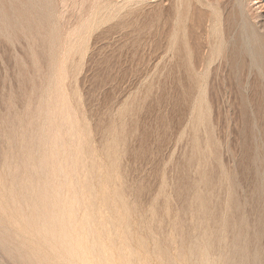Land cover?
Returning a JSON list of instances; mask_svg holds the SVG:
<instances>
[{"label":"rangeland","instance_id":"374dc122","mask_svg":"<svg viewBox=\"0 0 264 264\" xmlns=\"http://www.w3.org/2000/svg\"><path fill=\"white\" fill-rule=\"evenodd\" d=\"M125 1L126 0H0V175L4 182V185H2V181V183L0 182V193L3 192L6 187V191H4L6 195L1 193L4 198L0 194V202H2L0 210L3 211H0V224L3 225H0V231L2 233V230H4L3 233L6 234L0 233L2 236H0V238H2L1 241L5 239V242H0V247L5 249L6 246H12L11 248L8 247L9 251L0 249V264H29L28 262L30 259V264H33L32 260L34 264H37L36 261L38 260L34 259H39V257H37L36 254L44 248L46 250L47 247L45 246L55 240V237L52 239V234L47 228V231L44 230L47 226H43L42 224V215H45V210L47 211L50 207L49 210L51 211H48L53 212L52 209L55 207L57 208L60 204L61 207L59 208L62 210L65 204L64 201L67 202L65 207L70 203L72 200L73 186L72 188L69 187L71 186L70 184H72L71 181L73 182L76 179H79L80 182L86 179L84 184L79 183L81 186L79 187L77 196L78 198L85 196L84 198H80L81 200L83 198L82 201L84 202L79 199V201L82 202V204L79 202L80 207L83 203L86 204V202L91 200V203L89 202L90 204H86V206L93 208L97 206L98 202L100 203L103 199H107L108 203L103 201L107 205L103 202L100 203V205H102L105 210L109 206L112 207H109L107 210V212H112H108L111 216V220L113 216L116 215H118L116 216L118 219L122 220H119L122 223L118 222L117 219L112 220L114 223L115 221L118 223L113 224L108 215L109 219L103 220V222L102 218L104 214L105 216L103 219L108 218V216L106 217L107 212L105 213V210H103V213L101 210L102 206L100 207L99 205L101 211H99L97 206L95 208H97L98 211L95 209L94 214L92 213L94 208L93 210L90 208L92 211H89V208L85 207V204L83 208L81 207V210L78 209V211L80 210L79 212L76 211L80 219L82 218L81 215L83 216L82 212H84V216L92 215L94 216L93 218H95V215L96 217L101 216V219L95 218V222L98 224L96 230L98 231V228H100V233L104 231L102 235L100 234L99 238L101 239L100 243H104L102 246L110 244L107 247L106 245L103 246L105 249H110V246L113 244V249L111 248L110 250L111 264H117L120 258L123 259V263L121 264H128L129 262L127 261L129 258L134 260H132L134 262L133 264H141L142 262L143 264H149L150 262V264H177L178 262L179 264H196L197 262L198 264H207L205 262L207 257L211 259L209 264H264V30H259L260 33L258 31L261 37L259 35L257 36V43L259 46V42L262 40V44L260 43L261 46H259V48L256 47V49L254 48L252 51V53L254 52L255 54V59L252 58L253 54L249 52V47L242 46V44L245 43L244 39L243 42L240 40L242 39L240 36L244 38V34H240L245 30V21L243 19L248 21L249 18L252 17L249 21L256 23V19L260 17V15L262 18L264 15V0H134L133 3L123 6L121 2ZM118 3L122 7L119 6ZM104 5H106L108 7H106V9L109 10H106ZM110 5H112V7ZM103 7L110 15L103 10ZM112 8L116 9L113 10ZM97 9L100 14L103 11L104 13L106 12L105 14H108V16H105L104 13L101 14L103 16L100 14L97 15ZM94 10L97 13H93ZM90 13L92 17L88 16ZM111 13H113V16ZM97 16L102 18H99V20ZM103 17H107V19L105 18V20ZM108 17L110 18L108 19ZM241 17L243 18L242 20ZM85 18L89 20L88 23ZM96 19L98 20L96 21ZM101 19H103V21H101ZM90 20L94 21L91 22ZM215 20H218L216 23L220 21L221 23H218V25L214 23ZM258 20L259 18L257 21ZM95 21L99 25L94 24L93 22ZM91 23L94 24L93 27ZM241 23L244 28L241 26ZM81 24L83 25L81 26ZM216 26H218V29ZM85 27H87V29L92 27L90 29L91 32L88 30L90 33L86 32L88 35L84 33L87 31ZM213 27L216 29L215 32L212 30L214 29ZM70 30L73 32L70 40L73 38L74 40H78V43L72 40V44L71 41L67 40V37L70 36L68 35L71 32ZM81 30L83 32H81ZM75 32H78L77 35L79 37L74 35ZM216 32L220 34V36L217 35ZM83 35L86 41L82 40L84 39ZM74 36L78 39H75ZM79 42L83 44H81V46H84L85 51H83V47L79 45ZM85 42L88 49L86 48ZM221 42L223 46L220 44ZM225 42L226 44H224ZM69 43H71V45H68ZM78 45L84 54L78 50L74 51L75 49L73 46L76 47ZM219 46L221 49L223 48L222 51L219 50ZM70 47H72V49H70ZM69 49L71 52H67ZM219 51L222 53L220 54ZM64 52H67V54L65 55ZM259 52L260 54H258ZM55 53L58 55H55ZM68 53H71V55H68ZM218 53L220 56H218ZM250 54L252 55L250 56ZM261 54L262 56L260 57ZM64 55L71 56L72 58H65ZM67 59L69 62L66 61ZM253 61H255V65L257 66L252 63ZM256 62L258 64H256ZM63 63L65 67H63ZM67 63L69 64L67 65ZM64 68H66V70ZM51 72L52 76L50 75ZM66 72H68V74ZM66 74L67 77L66 79L64 78L65 82H63V77L59 76H65ZM57 81L59 83H57ZM50 83H52V85L48 86ZM55 83L58 85L63 83L65 85L61 84L59 87L55 88V86H58L55 85ZM202 83L203 86L204 83H206V87L204 86L206 90L203 89L204 87L202 88ZM200 86L203 89H201V92ZM47 87H49V89ZM54 88H63V91L62 89H58L60 92L62 91V95H59V98L57 96L58 90H56V92ZM47 91L48 98L46 94L44 96V93H47ZM64 91L65 94H68L66 97H68V100L72 104V108L74 107L73 111L71 107H69L70 111L68 110L70 103L66 102L68 100H66ZM54 92L56 93L55 95L53 94ZM42 95L44 98L46 97V99H44ZM49 96H52L51 100H48L50 98ZM60 97L62 100H60ZM62 97H65L64 100ZM41 99L45 100L42 101V106H44V108L49 106L47 104L51 102L50 106L53 109L51 110V107H47V110L44 109L40 104ZM47 100L49 103H47ZM59 100L61 101V105L66 102L65 104L67 105H64L67 107L69 113L75 111L74 117H76L77 120L75 119V121L77 123L74 121V125L72 124L73 122L70 123V121L69 123L72 128L68 127L67 118L71 117L73 114L71 112V115H66L68 113L66 112V107L63 108L64 105L61 106L57 104L60 102ZM43 102L46 104H43ZM38 104H40L41 107ZM54 107H56V109ZM39 108L41 112L43 111L44 113L42 112L41 114L40 112V114H37V110L40 111ZM59 110L60 112L61 110L64 111L65 116L61 115ZM45 112L47 114L49 113L48 116L52 119L50 117L48 118V116L46 118L45 116L47 114ZM50 113H52V115ZM53 114H55L56 121H58L60 117L63 118V116L67 119L66 122L65 119H63V124H61L62 121L58 122L60 126L62 125L63 127L56 126L57 122L53 123L55 121ZM59 115L61 116L59 117ZM40 116L45 120L43 121L39 118ZM72 118L73 116L69 118V120H72ZM47 119L49 122L45 123ZM35 121L37 122L35 123ZM51 122L54 125L50 124ZM30 123H32L33 126H31L32 124L30 125ZM42 123L43 125H38ZM46 124H50L48 125L49 127L47 126L45 128ZM76 124L78 125L76 126ZM29 126L34 130H29ZM40 126H44L42 127L43 129ZM73 126H75L77 130V134L74 136L73 132L76 131H72ZM27 127L28 129H26ZM55 127L56 131L53 130ZM48 128L50 132H52L51 135H48ZM39 129H45V132L42 134V130L40 131ZM70 129H72L71 134L73 136L71 138L68 137ZM61 130H64L62 131L63 133ZM31 131L34 132L28 134ZM65 131L68 136L65 135ZM58 132H60L59 135H61V137H64L63 143L65 144L63 146L66 147V151L72 147L71 145L74 143L76 144L73 145L74 149L77 144L81 143L82 145L80 144V146H82V150L84 151V155L81 154L83 151L80 149L82 152H79V148L81 147L78 145V149L76 148L77 151L74 150L75 152H72L69 149L66 152V154L68 153V155H71H67L68 157L65 158L64 164L67 163L71 166L70 164L73 163L74 166H72L71 169L69 168L70 171L67 168L70 174L68 175V181L70 183L67 181L68 187L65 189L66 193H70L72 189L70 193L71 200L67 199L69 198V193H67L68 195L66 194V197H63L65 194L62 195V198L59 196L61 199L57 197V194L54 195L55 190L52 189V185L49 182L51 178L56 180V182L51 180L54 185H56L57 182H61L58 177L57 180L54 178L55 175L52 176V173L55 172L53 169L57 165L56 162H53L55 156L53 155L54 159L51 157H49V159L45 158L48 161L43 159L45 154L46 156L44 157L52 155L50 149L47 148L52 144V140H47L45 136L47 137L48 135V138L52 139L55 135L59 136ZM27 134L30 136L32 135V137ZM41 134L45 138V141L47 140L46 142H50L48 146L45 145V141L43 143V141L41 142V140H39V138L44 140L43 137L41 138ZM76 135L77 139L75 140ZM80 137L83 138L81 139L82 142L80 141ZM32 138L34 142L31 140ZM66 138H69V140L67 141ZM24 140L26 145L23 142ZM29 140H31L30 143ZM37 140L40 145L35 143ZM83 140H86L85 143L89 144L85 146ZM72 141L73 143L70 145L69 143ZM22 144L25 145H23V148L26 150H22ZM30 145L31 147L33 145V150ZM43 145H45V147ZM34 148L37 149V152ZM43 148L47 149L44 150ZM21 150L22 153L24 150L25 152L28 151L26 152L28 156L24 153L23 157ZM29 150H32L30 151V155ZM45 151L49 152L44 153ZM87 151L88 153H86ZM42 152L44 155L41 158L40 155H42ZM49 153L51 155L47 156ZM74 153L75 155H73ZM35 154L36 156L40 154L37 160ZM79 154L83 157L85 156V158L89 160L90 163L86 160L87 166L85 161L83 162L85 158L83 159ZM94 154L95 156H93ZM5 156L11 160H8ZM11 156H13L14 159L13 157L11 158ZM21 156L24 159H22ZM74 156L76 157V162L80 160V158H82V162L78 161L79 163L74 164ZM77 156H80L79 159ZM96 156L102 165H99L100 163H98ZM27 157L32 158L30 159ZM41 159H43V161ZM18 161L19 163H17ZM26 161H30L31 163ZM41 161L44 164H42ZM7 162H11V164ZM20 162H22L23 165L22 163L20 164ZM25 163H28L29 167H32L30 166V164H32L33 169L38 167L36 165L40 163L41 165L39 164L40 166L38 167V171L40 172H36L37 170L35 169L37 168L31 170L32 168H29ZM14 164L15 166L18 165L16 169H14ZM81 164H85L86 167L85 170L83 166L84 170L82 169V172L77 169V167L79 169L82 168L79 166ZM9 166H11V168L13 167V170ZM42 166L46 170H44ZM52 166H54V168H52ZM100 166L101 168L103 166L101 170L102 174L96 172L100 171L98 170L101 169ZM4 167L7 168L5 169ZM20 167L23 170H21ZM73 168L76 169L75 174L77 171L81 173L84 171L83 175L78 176L81 174L78 173L76 176L79 178L70 179L71 174L74 175ZM94 169L96 170L94 171ZM47 170L48 172L51 170L54 172L51 171L50 173H46ZM87 170L90 171L91 174L90 172L88 173ZM9 171H12L11 174H9ZM24 172H27L26 174L28 175L31 172L33 173L28 177ZM95 172L99 175L97 176ZM34 173L36 176L33 175ZM86 173L91 176L87 174L85 175V179H80ZM94 173L98 180L95 179L96 176ZM22 174H25L26 177L24 178L25 175L23 176ZM39 174H42V178ZM100 174L103 181L101 179L99 180ZM21 176L24 179H22ZM43 176H46V178L49 176V180L47 179L48 181H45L46 183L41 180ZM88 176L91 178L93 177L95 181L91 178L87 181V179H89ZM30 177L31 179H29ZM105 177L108 179L107 181H105ZM10 178L16 181L14 182L12 179L10 180ZM34 178L36 179L34 180ZM17 179H19V182ZM4 180H6V182ZM23 180L27 182L24 181L23 184ZM33 180H37V183L43 182L46 184V187L48 186L51 188L42 187L40 185L45 186V184L41 183L36 186ZM104 181L106 183L109 181V186H107L108 183L104 184ZM11 182V185L13 187L15 186L17 189L15 187L13 189L11 188ZM7 183L9 184L8 186ZM15 183L16 185L19 184V188L14 185ZM48 183L51 186H49ZM100 184L103 185L100 186ZM20 185L23 186L21 190ZM24 185H26V187ZM29 185L31 187L33 185L35 186L31 188ZM104 185H106V187H104L105 189L111 187L109 188L111 192H109L110 190L108 191V189L104 192ZM3 186L4 188H2ZM86 186L89 187L85 188ZM27 187H29L28 191L26 190ZM36 187H38L37 190ZM40 187L43 189L45 188L44 191L40 192L42 189ZM90 187L97 189V191L93 190V192L95 191L93 193ZM99 187L101 191H98L100 190L98 189ZM10 188L15 196L16 193L17 195L19 194L16 198L20 199H15ZM30 188L33 191L31 193L32 196L39 190L36 194L38 198H36L34 194L35 199H39L40 197L42 200L45 194V196L47 195L48 197H45L44 200L46 198H48V200H38V202H35L37 200L33 197L30 196L29 198V191L31 192ZM7 189H10V191ZM14 189L19 190L17 192L15 190V193ZM85 189H89L91 192L88 190L87 193ZM22 190L26 191V193L23 192L26 194L25 196L21 194ZM48 190L53 191L51 192L55 196V199L58 200L59 198V204L57 202L54 203L56 200H53V196H51L52 199L49 197L50 192ZM80 190L83 192L85 191V194H83L82 191L80 192ZM10 192L12 194H10ZM89 192L91 193V197L94 196L95 199L90 198L89 200V197L86 198V196L90 194ZM96 192H98V194ZM103 192L106 194L110 193V197L114 193L118 198L116 202L119 204H116L114 201L116 197L113 195L111 198L109 194L108 196L105 195V198L104 196L99 198V196L103 195ZM52 193H50V195H52ZM79 194L82 195L80 196ZM10 195H12L16 201H20L21 199H25L26 201V198H29V200H35V203H32L33 200L31 202L29 200H27V202L22 200L25 204L21 201L19 205V203L15 201L14 203H17L15 206L12 202L14 199L12 200ZM107 197H109V199ZM2 198L4 200H1ZM49 198L53 201H51L53 205L58 204V206H51V204H49ZM96 198H98L97 201ZM9 199L12 201L9 202ZM86 199L88 201H86ZM111 199H113L112 202H110ZM93 200L97 202V204L94 205L95 202H93ZM41 202L44 203L42 205L46 204L48 208L45 206L43 207ZM4 203H6L5 206L2 205ZM8 203L9 205L12 203L13 207L12 205L8 206ZM26 203L29 208L30 205L33 204L36 206L37 203V208L42 207V210L39 209L42 214H40V212H38L39 214L37 213L38 209L34 211L36 209L34 206H31V208H35L32 209L34 213H30L31 210ZM39 203L41 206H39ZM22 204L24 206L26 205L27 209L24 206L23 208L21 206ZM17 205L18 207L21 206L19 210L22 211V209H24L28 215L33 214L34 216L37 213L34 219L33 216L31 219H28L30 216L27 215L28 218L25 220L27 217L25 215L26 213L24 212L23 214V212L18 211ZM115 205H118V208L115 207ZM6 206H8V209ZM14 206L16 209L13 211L12 208H14ZM9 207H12L11 211ZM84 208L87 209L83 210ZM110 208L111 211L109 210ZM55 210L58 211V208L54 209V211ZM5 212L7 214H5ZM58 212H60V210ZM89 212H91V215ZM48 214L47 212L46 215ZM101 214H103V216ZM121 214L122 217L124 216L123 218ZM10 215L13 218H10ZM14 215L17 217L19 216L18 221H14V219H17ZM23 215L24 218L22 219L25 222L19 220ZM3 217H5L6 220ZM32 219L38 222V225L41 221L39 227L40 232H43V230L45 231L43 232L44 236L39 233L38 230L34 232L36 231L33 224L35 222ZM2 220H4L3 223ZM78 220L79 219L76 218V221ZM82 220L84 221L83 218ZM12 221L14 222L12 223ZM27 221L30 223L28 224ZM14 223H16L15 225L17 226L13 227ZM17 223H21L20 226ZM78 223L80 224L81 221L79 220ZM101 223L104 225L106 223L108 227L111 224L112 227L110 226V228L106 230L102 227L103 225ZM119 223V228L121 227L123 229L125 227L123 230L120 228L122 231L118 227H115L119 225ZM22 224L24 226H21ZM27 224L29 226L31 225V231L30 228H27L29 227L26 226ZM6 225H9L11 228ZM21 227L27 230L25 231ZM35 227L39 229L37 225ZM13 228H19V230H17L18 234L17 231L15 233ZM80 228L81 227H79V229ZM32 229L34 230L33 232ZM117 229H119L117 232L127 236L118 235L119 233L116 232ZM5 231H8V233ZM10 231H14L18 236L22 235V238L13 235L14 233L12 234ZM19 231L21 232L19 233ZM47 232L50 233L51 238L48 236L49 234ZM75 232H78V234H73L76 235L75 237L78 236V238L75 239L78 240V244V242L83 241V232L81 229V236L79 235V230H75ZM9 233L13 235L14 239L10 235H8L9 237L7 236ZM24 233L28 234V236L30 235L32 239L30 237L28 239V236H26L27 239H23ZM37 233L41 234L43 238L36 235ZM45 233L48 234V237H45ZM34 234L37 236V239H35L36 237ZM3 236L5 237L3 238ZM18 238L19 240H17ZM48 238L51 241H49ZM121 238H123L122 240H126L122 241ZM15 239L18 243H21L20 246L18 243L16 244L17 247L13 244L17 242ZM30 239L33 242H30ZM34 239L37 241L39 239L40 241H44L45 239L47 244L43 242L40 246L39 243L41 242L38 241L39 243L37 244L35 243L37 241ZM59 239L60 238H57L52 242L53 246L56 244V248L54 247V249L57 253L54 251L53 247H51L52 245H50L51 248L48 247L49 254L47 250L44 251V253H42L43 250L39 252V254L42 253L44 256L38 254V256H40L38 263L41 264L42 262V264H49L50 261L47 262L46 260H50L49 258L53 257L51 259L60 261L62 264H74L73 262L81 264L84 259L80 262L81 259L79 261L78 255L75 257L77 259L73 257L74 261L71 260V255L78 254V252H68L70 258L65 254L67 251L65 253L62 252V248L65 250V247L61 246L65 243L61 242L62 240ZM6 240H8L9 243ZM21 240L23 242L26 240L25 243L30 242L29 244L24 243L27 248L30 247V250L36 247L33 250L35 252L30 251L31 253H28L27 250H29V248H22L24 245L22 244L23 242H19ZM57 240L60 241L61 245ZM117 241H120L119 244ZM83 243L84 241L81 245ZM36 244L39 245L40 248H38ZM84 244L86 246V243ZM60 247L62 253L58 251ZM124 247L130 249L128 251L130 254L127 253L130 257L126 254L127 249ZM134 247L136 249H134ZM9 248L14 251L12 252ZM17 248H21V251ZM36 249H38V252ZM142 250L144 252H142ZM15 251L19 254L15 253ZM20 252L26 253L27 257L25 254H20ZM133 252L138 253L134 255ZM54 253L57 256L60 254V259H56L54 255H52ZM86 253L89 254V251ZM29 254H33L36 257L34 256V259L33 256L28 258ZM19 255L29 259L27 260L25 258L28 262H24V258H20ZM112 255H114V258ZM143 255H147V257ZM42 256L43 259L41 258ZM87 256V261H84V264L89 262V259L90 264L97 262V259L93 257V255L89 254ZM140 256L146 257L145 261L148 258L149 262L148 260L145 262L144 258L142 257V259ZM92 257L93 261H91ZM116 257L120 258L116 260ZM68 258L70 261H68ZM112 258L115 263L114 261L112 262ZM124 259H126V262H124ZM55 260H51V263L54 264L53 262ZM62 260L66 262H62ZM121 261L122 260L119 261V264ZM57 264H59V262Z\"/></svg>","mask_w":264,"mask_h":264},{"label":"bare ground","instance_id":"6f19581e","mask_svg":"<svg viewBox=\"0 0 264 264\" xmlns=\"http://www.w3.org/2000/svg\"><path fill=\"white\" fill-rule=\"evenodd\" d=\"M133 1H134V0H126L125 2H121V3H123V6H124V5H128V4L133 3ZM118 4H119V3H118ZM107 5H108V4H107ZM115 5H117V4H115ZM110 6L112 7V5H110ZM119 6H121V5L119 4ZM119 6H117V7L120 8ZM101 7H102V6H101ZM101 7H99V8H101ZM104 7H105V9H106L107 6L104 5ZM104 7H103V10H104ZM111 7H109V8H111ZM115 7H116V6H115ZM121 7H122V6H121ZM107 8H108V7H107ZM112 9H113V8H112ZM115 9H116V8H115ZM115 9H113V10H115ZM120 9H121V8H120ZM97 10H98V9H97ZM106 10H109V9H106ZM106 10H104V11H106ZM92 11H93V10H92ZM101 11H102V10H101ZM111 11H112V10H111ZM106 12L108 13V11H106ZM106 12H105V13H106ZM242 12H244V11H242ZM91 13H92V12H91ZM91 13H90V14H91ZM93 13H97V12H95V10H94ZM102 13H104V12L102 11ZM102 13H101V14H102ZM105 13H104V14H105ZM113 13H114V12H113ZM113 13H111L112 16H113ZM115 13H116V11H115ZM90 14H89L88 16H89V17H92V14H91V16H90ZM98 14H100L99 10H98L97 15H98ZM101 14H100V15H101ZM108 14H109V13H108ZM108 14H105V16H108ZM246 14H247V13H246ZM109 15H110V14H109ZM240 15H241V14H240ZM262 15H263V14H262ZM88 16H87V17H88ZM95 16H96V15H95ZM101 16H103V15H101ZM112 16H111V17H112ZM243 16H244V15H243ZM243 16H242V17H243ZM249 16H250V15H249ZM249 16H248V18H249ZM258 16H259V15H258ZM258 16H257V17H258ZM97 17H98V16H97ZM242 17H241V20L243 19ZM254 17H255V16H254ZM254 17H253V18H254ZM99 18H102V17H98V19H99ZM105 18L107 19V17H105ZM105 18L103 17V19H105ZM109 18H110V17H108V19H109ZM246 18H247V17H246ZM258 18H259V20L257 21ZM258 18L256 19V23H253V22L249 21L250 19H252V17L249 18L248 21H246L245 19H243V20L245 21V22L243 21V22L245 23V24H244V25H245V30L243 31V29H242L243 32L241 31L242 33H240V34H241V35L244 34V38H243V36H240V38H242V39H240V40H242V42H243V39H244V42H245V43H243L242 46H243V47H246V46H247V48L249 47L248 50H250V51H249L250 53H252V51L254 50V48H255V49H256V47L259 48V46H261L260 43L262 42V40H261V42H259V46H258V43H257V42H258V41H257V40H258V37H257V36L259 35V33H260L261 30H264V15H263V17H262L263 19L261 18V15H260V17H258ZM85 19H86V22L88 23L89 20H88L87 18H85ZM92 19H93V18H92ZM94 19H95V17H94ZM98 19H96V21H97ZM103 19H101V21H103ZM106 19H105V20H106ZM99 20H100V19H99ZM219 20H220V19H219ZM254 20H255V19H254ZM83 21H84V20H83ZM90 21H91V20H90ZM92 21H94V20H92ZM92 21H91V22H92ZM96 21L93 22V23H94V24H98ZM217 21H218V20H217ZM217 21L215 20L214 23H216ZM254 22H255V21H254ZM0 23H1V22H0ZM83 23H84V22H83ZM93 23H91V24H92V27H93V25H94ZM218 23H221V21L218 22ZM218 23H216V24H218ZM84 24H86V23H84ZM91 24H90V25H91ZM82 25H83V24H81V26H82ZM88 25H89V24H88ZM88 25H87V26H88ZM98 25H99V24H98ZM214 25H215V24H214ZM218 25H219V24H218ZM81 26H79V27H81ZM241 26L243 27V24H242V23H241ZM249 26H250V27H249ZM79 27H78V28H79ZM88 27H89V26H88ZM92 27H91V28H92ZM95 27H97V26H95ZM220 27H221V26H220ZM78 28H74V29H78ZM81 28H82V27H81ZM81 28H80V29H81ZM91 28L87 29V27H85V29H86L87 31H85V29H84V31H85L84 33H85L86 35H88L87 33H90V32H91V31H90ZM213 28H214V27H213ZM216 28L218 29V26H216ZM243 28H244V27H243ZM74 29H71V30H74ZM82 29H83V28H82ZM211 29H212V28H211ZM214 29H215V28H214ZM214 29H212V30L215 32L216 29H215V30H214ZM71 30H70V31H71ZM88 30H89L90 32H89ZM259 30H260V31H259ZM77 31H78V30H77ZM258 31H259V33H258ZM71 32H72V31H71ZM71 32H70V33H71ZM81 32H83V31L81 30ZM86 32H87V33H86ZM219 32H220V31H219ZM70 33L68 34V35H70V36L67 37V40H68V41H71L72 44H73V42H75V41H77V43H78V40H74L73 38H72L73 42H72V40H70V38H71L73 32H72L71 34H70ZM84 33H83V34H84ZM77 34H78V32H77V33L75 32L74 35H77ZM212 34H213V33H212ZM216 34H217V32H216ZM68 35H67V36H68ZM79 35H80V34H79ZM81 35H82V33H81ZM217 35L220 36V34H217ZM77 36H78V35H77ZM221 36H222V35H221ZM259 36H260V35H259ZM78 37H79V36H78ZM85 37H86V36H85ZM260 37H261V36H260ZM68 38H69V39H68ZM74 38H75V39H78L76 36H74ZM80 38H81V36H80ZM83 38H84V35H83ZM218 38H219V37H218ZM220 38H221V37H220ZM221 39H223V38H221ZM259 39H261V38H259ZM82 40H85V38L82 39ZM82 40H81V41H82ZM81 41H80V42H81ZM85 41H86V40H85ZM216 41H217V39H216ZM223 41H224V40H223ZM80 42H79V43H80ZM219 42H220V41H219ZM255 42H256V43H255ZM71 43H69L68 45H71ZM75 43H76V42H75ZM83 43H84V41H83ZM65 44H66V43H65ZM65 44H64V45H65ZM81 44H82V43H80L79 45L81 46ZM85 44H86V42H85ZM220 44H222V42H221ZM224 44H226V42H225ZM261 44H262V43H261ZM74 45H76V44H74ZM79 45L76 46V47L73 46V48L75 49V50H74V49H73V50H74V51H77V50H78L79 52H83V51H85L84 46H81V47H83V51H81V48H80ZM82 45H83V44H82ZM214 45H215V44H214ZM240 45H241V44H240ZM244 45H245V46H244ZM215 46H216V45H215ZM222 46H223V44H222ZM67 47H68V46H67V44H66V48H67ZM78 47H79L80 50L78 49ZM76 48H77V49H76ZM86 48L88 49L87 44H86ZM250 48H251L252 50H251ZM64 49H65V48H64ZM67 49H68V48H67ZM70 49H72V47H70ZM70 49H69L68 51H67V50H66V51H67V52H71ZM217 49H218V48H217ZM222 49H223V48H222ZM222 49H221V47L219 46V50L222 51ZM262 49H263V47H262ZM241 50H242V48H241ZM263 50H264V49H263ZM60 51H61V50H60ZM74 51H73V52H74ZM211 51H212V50H211ZM213 51H214V50H213ZM220 51H219V52H220ZM258 51H259V50H258ZM67 52H66V53L64 52V54L66 55ZM79 52H76V53H79ZM217 52H218V51H217ZM217 52H216V53H217ZM262 52H263V51H262ZM58 53H59V52H58ZM76 53H75V54H76ZM211 53H212V52H211ZM221 53H222V52H220V54H221ZM56 54H57V53H55V55H56ZM60 54H61V53H60ZM60 54H59V56H60ZM82 54H84V52H83ZM213 54H214V53H213ZM213 54H212V55H213ZM220 54L218 53V56H220ZM241 54H243V53H241ZM247 54H249V53H247ZM252 54H253V55H252ZM252 54H250V56L252 55V56H253L252 58L255 59V57H254V56H255L254 52H253ZM258 54H260V52H259ZM258 54H257V56H258ZM57 55H58V54H57ZM65 55H64L65 58L68 57V59H69V57H71V56H65ZM68 55H71V53H68ZM72 55H73V53H72ZM243 56H244V55H243ZM250 56H249V57H250ZM261 56H262V54L260 55V57H261ZM54 57H55V56H54ZM73 57H74V56H73ZM216 57H217V56H216ZM56 58H57V57H56ZM71 58H72V57H71ZM213 58H214V57H213ZM68 59L66 60L67 62H69ZM70 60H71V59H70ZM250 60H251V57H250ZM251 61H252V60H251ZM255 61H256V60H255ZM255 61L252 62V63H254V65H255ZM257 61H259V60H257ZM58 62H59V61H58ZM64 63H65V62H64ZM64 63H63V64H64ZM252 63H251V64H252ZM56 64H57V63H56ZM65 64H66V63H65ZM65 64H64L63 67H65ZM68 64H69V63H67V65H68ZM256 64H258V63L256 62ZM60 65H61V64H60ZM67 65H66V66H67ZM254 65H253V66H254ZM54 66H57V65H54ZM54 66H53V67H54ZM61 66H62V65H61ZM255 66H257V65H255ZM255 66H254V67H255ZM63 67H62V68H63ZM66 68H67V67H66ZM66 68H64V69L66 70ZM256 68H257V67H256ZM55 69H56V68H55ZM59 69H60V68H59ZM64 69H62V70H64ZM51 70L53 71L52 67H51ZM51 70H50V71H51ZM57 71H58V70H57ZM60 71H61V70H60ZM62 72L65 73L64 71H62ZM54 73H55V72H54ZM59 73H60V72H59ZM63 73H62V74H63ZM66 73L68 74V72H66ZM51 74H52V72L50 73V75H51ZM67 74H66L65 76H64V75H63V76L61 75V76H59V77H63V79H64V78L66 79ZM59 75H60V74H59ZM51 76H52V75H51ZM59 77H57V78H59ZM59 79H60V78H59ZM59 79H56V80L61 81V80H59ZM63 79H62V80H63ZM65 79L63 80V82H65ZM50 80H51V79H50ZM58 81H57V83H59ZM53 82H54V78H53ZM61 82H62V81H61ZM61 84H62V85H65V84H63V83H61ZM61 84H59V85H61ZM50 85H52V83L48 84V86H50ZM55 85H58V84L55 83ZM59 85H58V86H55V88H56V87H59ZM201 86H202V88H203L204 86L206 87V83H204V86H203V83H202ZM201 86H200V92H201V89H202ZM51 87H52V86H51ZM51 87H50V88H51ZM205 87L203 88L204 90H206ZM47 88L49 89V87H47ZM55 88H54V89H55ZM44 89H45V88H44ZM58 89H60V88H58ZM58 89H55V91L58 90ZM61 89H62V91H63V88H61ZM61 89H60V90H61ZM203 89H202V90H203ZM48 91H49V90H48ZM48 91H47V93H46V92L44 93V96H45V94H46V97H47ZM53 91H54V90H53ZM62 91L60 92V91L58 90V93H57L58 98H59V95H62ZM75 91H76V90H75ZM56 92H57V91H56ZM59 92H60V94H59ZM67 92H68V91H67ZM202 92H206V91H202ZM53 94L55 95L56 93L54 92ZM64 94H65V91H64ZM64 94H63V95H64ZM75 94H76V93H75ZM204 94H205V93H204ZM50 95H51V94H50ZM54 95H53V96H54ZM66 95H68V94H65V97H66ZM202 95H203V94H202ZM44 96L42 95L43 98H44ZM46 97H45L44 99H46ZM49 97H50V98H49L48 100H51V99H52V96H49ZM65 97H64V98H65ZM76 97H77V95H76ZM47 98H48V97H47ZM58 98H57V100H58ZM62 98H63V97H62ZM64 98H63V100H64ZM69 98H70V97H69ZM44 99H43V100H44ZM55 99H56V98H55ZM55 99H53V100H55ZM43 100H42V99L40 100V101H41V103H40L41 106H42V101H43ZM48 100H47V103H49ZM60 100H62L61 97H60ZM60 100H59V101H60ZM66 100H68V97H66ZM66 100H65V101H66ZM44 101H45V100H44ZM65 101H63V102H65ZM53 102H56V101H53ZM63 102H62V103H63ZM66 102H69V103H70L69 100L66 101ZM66 102H65V103H66ZM44 103H45V102H43V104H44ZM60 103H61V101H60L59 103H57V104L61 105ZM65 103H64V104H65ZM69 103H68V104H69ZM40 104H38V105L40 106ZM45 104H46V103H45ZM64 104H62L61 106H63ZM70 104H71V103H70ZM70 104H69L68 108H69V107L72 108V104H71V105H70ZM47 105H49V106H47L48 108L51 107V106H50V105H51V102H50V104H47ZM65 105H67V104H65ZM65 105H64L63 108L66 107ZM41 106H40V107H41ZM54 106H55V105H54ZM42 107L44 108V106H42ZM47 107H45L44 109H46ZM54 108L56 109V107H54ZM37 109H38V108H37ZM39 109H40V108H39ZM52 109H53V108L51 107V110H52ZM55 109H54V110H55ZM58 109H59V107H58ZM60 109H62V108H60ZM46 110H47V109H46ZM54 110H53V111H54ZM63 110H64V109H63ZM68 110L70 111V108H69ZM73 110H74V107L72 108V111H73ZM203 110H204V109H203ZM37 111H38V112H36V113H37V114H40L41 109H40V111H39V110H37ZM64 111H65V110H64ZM64 111L61 110V112H60V110H59V113H61V115H64V114H65ZM69 111H67V107H66V112H68L66 115H68V114L71 115V112H72V111H71L70 113H69ZM42 112H43V111H42ZM42 112H41V114H42ZM46 112H48V111H46ZM46 112H45V113H46ZM51 112H52V111H51ZM54 112H56V111H54ZM62 112H63V114H62ZM43 113H44V112H43ZM57 113H58V112H57ZM37 114H36V115H37ZM46 114H47V113H46ZM50 114L52 115V113H50ZM72 114H73V115H71V117L73 116L72 120H71V119L69 120V118H71V117L67 118V119H68V124H69L68 127H69V128H72V126H71L70 123L73 122L72 124L75 125V123H74V121H75V119H76V117H74V116H75V115H74V114H75V111L72 112ZM36 115H35V116H36ZM48 115H49V113H48L45 117L47 118ZM61 115H59V117H60ZM53 116H54L53 118H54L55 121H54V122L52 121V122H53V123H56V122H57L56 126H60V123H58V122H61V121H62L61 124H63V122H64L63 119H65V122H66V120H67L66 118H64L65 115L63 116V118L60 117V119L62 118L61 120L58 118V121H56L55 114H53ZM49 117H50V116H48V118H49ZM56 117H57V115H56ZM36 118H37V117H36ZM39 118H41V116H40ZM50 118H51V117H50ZM41 119H42V118H41ZM51 119H52V118H51ZM32 120H34V119H32ZM37 120H39V119H37ZM42 120H43V119H42ZM44 120H45V119H44ZM44 120H43V121H44ZM76 120H77V119H76ZM46 121H47V122H46ZM46 121H45V123H48V122H49L48 119H47ZM70 121H71V122H70ZM36 122H37V121H35V123H36ZM41 122H42V121H41ZM41 122H40V123H41ZM52 122H51L50 124H53ZM69 122H70V123H69ZM75 122H76V121H75ZM33 123H34V122H33ZM43 123H44V122H43ZM43 123H42V124H38V125H43ZM76 123H77V122H76ZM31 124H32V123H30V125H31ZM50 124H48V125H50ZM28 125H29V124H28ZM44 125H45V124H44ZM48 125L46 124L45 128H46ZM53 125H54V124H53ZM64 125H65V124H64ZM77 125H78V124H76V126H77ZM31 126H33V124H32ZM31 126H29V127H30L29 130L32 129ZM61 126H62V125H61ZM61 126H60V127H61ZM40 127H41V126H40ZM42 127H44V126H42ZM42 127H41V128H42ZM48 127H49V126H48ZM52 127H53V126H52ZM52 127H51V128H52ZM62 127H63V126H62ZM33 128H34V127H33ZM38 128H39V127H38ZM58 128H59V127H58ZM58 128H57V129H58ZM26 129H28V127H27ZM42 129H43V128H42ZM42 129H39V130L41 131ZM48 129H49V128H48ZM61 129H64V128H61ZM74 129H75V130H74ZM77 129H79V128H77ZM32 130H34V129H32ZM35 130H36V128H35ZM44 130H45V129H44ZM44 130L41 131L42 134H43V132H45ZM53 130L56 131V127L53 128ZM53 130H52V131H53ZM58 130H59V129H58ZM65 130H66V126H65ZM71 130H72V129L69 130V133H68L69 136H68V134H66V131L64 132L65 135H67L69 138H71V137H73L75 134H77V130H76L75 126H73V130H72V131H76V132H73V133H74L73 136H72V134H71V133H72ZM62 131H64V130H61V132H62ZM28 132H29V131H28ZM32 132H34V131H31V132L28 133V134H31ZM67 132H68V130H67ZM79 132H80V131H79ZM83 132H84V131H83ZM35 133H36V132H35ZM35 133H34V134H35ZM47 133H48V132H47ZM51 133H52V132H50V129H49V133H48V135H49V134L51 135ZM53 133H54V131H53ZM62 133H63V132H62ZM28 134H27V135H28ZM42 134H41V138L43 137ZM54 134H55V133H54ZM54 134H53V135H54ZM59 134H60V132H58V135H59ZM70 134H71V136H70ZM81 134H82V131H81ZM24 135H25V134H24ZM27 135H26V136H27ZM48 135H47V137L45 136V138H46L47 140H52V144L49 145L50 148L47 147L48 149H50V153H51L52 155L49 153V154H47V156H48V155H51V156L44 157V156H46V154L44 155L43 152H42V155H40V154H41V151H40V150H39V151H40V154H39V155L41 156V158H42V156L44 155V156H43V159H45V158L49 159V157L53 158V157L55 156V160H53V162H56L57 165H56L55 168H54V166H52V168H54L53 170H55V172H54L53 170H51V171L54 172V173H52V174H53L52 176L55 175L54 178L57 179V177H58V179L61 180V182H57V184L54 185V184H52V181H51V180H53V179H52L51 177H50L51 179H50L49 182H50V184L52 185V189L55 190L54 195L57 194V197L60 196V197L62 198V195L65 194L63 197H66V194L69 193V192H67V193L65 192V189H67L66 187H68V186H67V181L69 180V179H68V175H70L69 172H68V169H69V168L71 169L72 166H73V163H72V162H70V163H72V164H70L71 166H69L67 163H65V164H67V165L64 164V160H65V158L71 155V154L68 155V153L66 154V152H67L69 149H70L72 152H75L74 150H76V148L78 149V145H79V147H81V148H79V150H80V149L82 150V146H80L81 143H79V144H77L76 148L74 149V146H73V145H76V144L74 143L73 145H71V144L73 143L74 140H73V139H70V140H73V141H72L71 143H69V142H68V143H69L72 147H70V148L66 151V149H65L66 147L63 146V145L65 144V143H63V141H64V137H61V135H59V136H56V135H55V137H54V136L52 135L54 138L51 139V138H48ZM28 136H30V135H28ZM78 136H79V135H78ZM83 136H84V135H83ZM83 136H82V137H83ZM30 137H32V135H31ZM39 137H40V135H39ZM39 137H38V138H39ZM45 138L43 137L44 140H42V139L39 138V140H41V142L43 141V143H44ZM69 138H66L67 141L69 140ZM83 138H84V137H83ZM83 138L80 137V141H81V142H82L81 139H83ZM36 139H37V138H36ZM76 139H77V135H76L75 140H76ZM84 139H85V138H84ZM25 140H26V138H25ZM25 140L23 141L24 143H25ZM31 140H33V138H32ZM31 140H29V143H30ZM47 140H46V141H47ZM46 141H45V142H46ZM83 141H84L83 143L86 142V140H83ZM27 142H28V140H27ZM33 142H34V140H33ZM33 142H32V143H33ZM38 142H39V141L37 140V142H35V143L37 144ZM75 142H76V141H75ZM32 143H31V144H32ZM43 143H42V144H43ZM46 143H47V144H46ZM46 143H45V145H47V146H48V144H50V142H49V143L46 142ZM76 143H77V142H76ZM27 144H28V143H27ZM87 144H89V143H85L84 145L86 146ZM23 145H24V144H22V150L25 149V148H23V147L26 145V143H25L24 146H23ZM37 145H40V143H38ZM45 145H43V146L45 147ZM66 145H67V144H66ZM70 145H69V146H70ZM81 145H82V144H81ZM27 146H28V145H27ZM34 146H36V145H34ZM69 146H68V147H69ZM30 147H31V145H30ZM30 147H27V148L31 149V148L33 147V145H32L31 148H30ZM36 147H37V146H36ZM68 147H67V148H68ZM83 147H84V146H83ZM47 148H46V149H47ZM71 148H72V149H71ZM43 149H44V148H43ZM43 149H42V150H43ZM46 149H44V150H46ZM22 150H21V153H22ZM25 150H26V149H25ZM25 150H24L23 153H22V154H23V157H24V153H25V155H26V154H27L26 152H28V151L25 152ZM32 150H33V148H32ZM32 150H29V155H30V153H31L30 151H32ZM34 150L36 151L37 149L34 148ZM44 150H43V151H44ZM79 150H78V151H79ZM81 150H80L79 152H82V151H83V150H82V151H81ZM76 151H77V150H76ZM36 152H37V151H36ZM36 152H35V153H36ZM46 152H49V151H45L44 153H46ZM72 152H71V153H72ZM69 153H70V152H69ZM76 153H77V152H76ZM86 153H88V151H87ZM91 153H92V152H91ZM91 153H90V154H91ZM81 154L84 155V151H83ZM39 155L36 156V154H35L36 160H37V157H38ZM53 155H54V156H53ZM67 155H68V156H67ZM73 155H75V153H74ZM76 155H77V154H76ZM79 155H80V154H79ZM87 155H88V154H87ZM26 156H28V155H26ZM26 156H25V157H26ZM80 156H82V155H80ZM80 156H79V157H80ZM88 156H89V155H88ZM88 156H86V157H88ZM91 156H92V154H91ZM93 156H95V154H94ZM12 157H13V156H11V158H12ZM21 157H22V156H21ZM23 157H22V159H24ZM77 157H78V156H77ZM79 157H78V159H79ZM82 157H83V156H82ZM5 158H7V156H5ZM27 158H30V159H31L32 157H27ZM27 158H26V160H27ZM38 158H39V157H38ZM74 158H75V162L73 161L74 164L79 163L78 161H81V162H82V158H80V160H78L77 162H76V157H75V156L73 157V160H74ZM84 158H85V156L83 157V159H84ZM91 158H92V157H91ZM93 158H94V157H93ZM7 159H8V158H7ZM13 159H14V157H13ZM43 159H41V160L43 161ZM47 159H45V160H47ZM53 159H54V158H53ZM96 159H97V156H96ZM8 160H11V159L9 158ZM36 160H35V161H36ZM86 160H88V159L85 158V160H83V162L85 161V164H86V166H87L88 164L86 163ZM5 161H6V159H5ZM31 161H32V160H31ZM42 161H41V162H42ZM47 161H48V160H47ZM97 161H98V159H97ZM24 162H25V161H24ZM26 162L31 163L30 161H26ZM39 162H40V161H39ZM50 162H51V161H50ZM81 162H80V163H81ZM87 162L90 163L89 160H88ZM94 162H96V161H94ZM7 163H8V164H9V163L11 164V162H7ZM17 163H19V161H18ZM21 163H22V162H20V164H21ZM28 163H25V164H27V166H28V165H29ZM56 163H55V164H56ZM98 163H100V162L98 161ZM25 164H24V165H25ZM33 164H34V163H33ZM39 164H40V163H39ZM39 164L36 165V166L39 167V166L41 165V164H40V165H39ZM42 164H44V163L42 162ZM55 164H54V165H55ZM85 164H84V165L81 164L82 166L79 165L80 168H81V167H82V168L79 169V168L77 167V169H78V170H81V172H82L83 166L85 167ZM6 165H7V164H6ZM6 165H3V166H6ZM22 165H23V163H22ZM34 165H35V164H34ZM93 165H94V164H93ZM97 165H98V164H97ZM99 165H102V164L100 163ZM16 166H18V165H16ZM16 166H15V164H14V169H16ZM19 166H21V165H19ZM27 166H26V167H27ZM30 166L33 167L32 164H30ZM44 166H45V165H44ZM46 166H47V165H46ZM67 166H68V167H67ZM77 166H78V165H77ZM89 166H90V165H89ZM7 167H8V165H7ZM7 167H6V168H7ZM9 167L11 168V166H9ZM24 167H25V166H24ZM28 167H29V166H28ZM32 167H29V168H32ZM38 167H35V168H37V169L34 168L35 170H37V171H36L37 173L40 172V171H38V170H39ZM42 167H43V166H42ZM73 167H74V166H73ZM97 167H98V166H97ZM4 168H5V167H4ZM6 168H5V169H6ZM10 168H9V169H10ZM20 168H21V167H20ZM43 168H44V167H43ZM46 168H47V167H46ZM67 168H68V169H67ZM100 168H101V166H100ZM102 168H103V166H102ZM102 168H101V169H98V170H100V171H96V172H100V173L102 174V171H101ZM5 169H4V170H5ZM9 169H8V170H9ZM11 169L13 170V167H12ZM25 169H26V168H25ZM25 169H24V170H25ZM34 169L32 168L31 170H34ZM40 169H41V168H40ZM48 169H49V167H48ZM70 169H69V171H70ZM73 169H74V168H73ZM73 169H72V170H73ZM84 169L86 170V167H85ZM84 169H83V170H84ZM88 169H89V168H88ZM96 169H97V168H96ZM96 169H94V171H95ZM21 170H23V169L21 168ZM26 170H30V169L27 168ZM26 170H25V171H26ZM31 170H30V171H31ZM41 170L44 171V170H46V169L44 168V170H43V169H41ZM75 170H76V169H74V172H73L74 175L71 174V178H70V179H73V178L76 179V177H77L76 174L81 173V172L77 171V173L75 174V172H76ZM6 171H7V170H6ZM42 171H41V172H42ZM51 171H50V172H51ZM87 171H88V170H87ZM90 171H91V168H90ZM90 171H88V173H89ZM92 171H93V170H92ZM103 171H104V169H103ZM11 172H12V171H9V174H11ZM27 172H28V171H27ZM27 172H24V173L26 174ZM50 172H48V170H47L46 173H50ZM96 172H95V173H96ZM31 173H33V172H31ZM31 173H29V175H28V174H26V175L29 177V176L31 175ZM42 173H43V172H42ZM71 173H72V172H71ZM83 173H84V171H83ZM83 173L79 174L78 176L83 175ZM88 173L84 174V176H82L80 179H82V178L85 179V178H86L85 175H87ZM95 173H94V175H95ZM104 173H105V172H104ZM104 173H103V174H104ZM6 174L9 175L8 173H6ZM25 174H24V175H25ZM90 174H91V172H90ZM90 174H88V175H90ZM101 174H100V178H99V180L101 179ZM22 175H23V174H22ZM24 175H23V176H24ZM26 175L24 176V178L26 177ZM33 175L36 176L35 173H34ZM37 175H38V174H37ZM39 175H40V177L42 176V174H39ZM47 175H49V174H47ZM57 175H58V176H57ZM96 175L98 176L99 174L96 173ZM96 175H95V176H96ZM11 176H12V175H11ZM72 176H75V177H72ZM90 176H91V175H90ZM97 176H96V178L94 177L96 180H98V179H97ZM104 176H105V175H104ZM104 176H103V177H104ZM9 177H10V176H9ZM12 177H13V176H12ZM31 177H32V176H31ZM31 177H30L29 179H31ZM103 177H102V178H103ZM14 178H15V177H14ZM21 178L24 179L22 176H21ZM41 178H42V177H41ZM45 178H46V176H43V179H41V180L44 181V182H45L47 179L49 180V176H48L46 179H45ZM77 178H79V177H77ZM88 178H89V179H87V181L90 180L91 177L88 176ZM0 179H1V175H0ZM3 179H4V178H3ZM11 179H12V181H14V182L16 181V180L13 179V178H10V180H11ZM22 179H20V180H22ZM27 179H28V178H27ZM29 179H28V180H29ZM35 179H36V178H34V180H35ZM44 179H45V180H44ZM58 179H57V180H58ZM91 179H93V177H92ZM105 179H106V180H105ZM105 179H104L105 181L108 180L106 177H105ZM17 180H18V182H19V179H17ZM34 180H33V181H34ZM37 180H38V178H37ZM37 180H36V181H37ZM48 180H47V181H48ZM93 180H94V179H93ZM101 180H102V179H101ZM1 181H2V179L0 180V182H1ZM4 181L6 182V180H4ZM24 181H25V180H23V184H24ZM36 181H34L35 184H36V186H37V184L40 185L41 182H40V183H37ZM47 181H46V182H47ZM53 181L56 182V180H53ZM85 181H86V179H85L83 182H80L79 179H76V180L73 181V182L71 181V183H72V184H70L71 186L68 184V185L70 186L69 188H72V186H73V191H72V189L70 190V193H71V191H72V197H71V194L69 193V196H68L69 198H67V199H69V200L72 199V200L70 201L69 204H67L66 207H65V204H66L67 202L64 201L65 204H64V207L62 208V210H61V208H59V207H61V204L58 206V204H59V202H60V200H59L60 197L58 198V200H59V202H58V200L55 199V196H54L53 193H52L53 191H52V190H48L50 193H52V195H50V193H49V197L53 196V197H54L53 200H54V201L56 200L54 203H56V202L58 203L57 205H56V204L53 205V204L51 203V201H52V200H51L52 197H51V199L49 198V199H50L49 204H51V206L53 205V207L58 206L57 208H58V211L60 210V212H58L57 210L54 211V209H57L56 207L52 209L53 212H49V211H51V210H49V209L51 208V207L49 206V207H50V208L48 209L49 211H48V210H47V211L45 210V213L47 214V212H48L49 214L46 215V214L44 213L45 215H42V216H43V218H41V219H42V222H43L42 224H43V226H45V225L47 226V227L44 228V230H46V228H47V229L49 230V232H51V234H52V239H53V237H55V238H54L55 240H56L57 238H60V239L62 240L61 242H64V243H65V244L62 243L63 245H65V246H63V245L61 246V247H65V250L62 248V252L65 253V252L67 251V252L65 253V254H67V255H68V252H73V253H74V252H78V254H75V255H73V256L71 255V257H72L71 260H73V259L76 257V255H78L77 257L79 258V261H80V259H81L80 262H82V259H84V261L86 262V261H87V257H88L87 255L90 254V255H93V257H95V258L97 259V262H93L92 264H94V263H95V264H98V263H100V264H111V263H110V259H111V258H110V255H111V251H110V250H111L113 244H112V242H111V244H112V245L110 246L111 248H110V249H109V248L105 249L103 246H105L106 244L102 246V244H104V243L102 242V244H101V243H100V242H101V239L99 238V237H100V234L102 235L104 231H102V233H100V232H101V231H100V228H98V229H99L98 231L96 230V228L98 227V226H97L98 224L95 222V218H100V219H101V216H100V217H99V216L96 217V215H95V218H93L94 216L91 215V212H89L91 216H89V215L84 216V212H82V213H83V216L81 215V217L84 219V221H83L82 218L80 219V217L77 216V215H79V214H76V213H77L76 211H78V209L81 210V207L83 208V205L85 204V203H83V205L80 207V205H79V202H80L79 199H80L81 197L84 198L85 196H81L82 194H81V195L79 194V195L81 196V197L79 196L80 198H78V196H77V194L79 193V191H78V190H79V187L81 186L79 183H83V184H84ZM94 181H95V180H94ZM102 181H103V180H102ZM105 181H104V182H105ZM2 182H3V181H2ZM2 182H1V183H2ZM9 182H10V181H9ZM21 182H22V181H21ZM21 182H20V183H21ZM25 182H27V181H25ZM29 182L31 183L30 180H29ZM46 182H45V183H46ZM68 182H69V181H68ZM98 182H99V181H98ZM108 182H109V181H108ZM108 182H107V183H108ZM30 183H29V184H30ZM45 183L42 182L41 184H45ZM69 183H70V182H69ZM87 183H88V182H87ZM89 183H90V181H89ZM101 183H102V182H101ZM107 183L105 182L104 184H107ZM11 184H12V182L10 183V186H12ZM48 184H49V183H48ZM48 184H47V185H48ZM50 184H49V186H51ZM2 185H4V182L2 183ZM8 185H9V184L7 183V186H8ZM14 185H16V183H15ZM18 185H19V184H18ZM18 185H16V186L18 187ZM21 185H22V184H21ZM21 185H20V190H21V187H22V189H23V186H21ZM31 185H32V184H31ZM86 185H88V184H86ZM91 185H92V180H91ZM93 185H94V183H93ZM96 185H97V184H96ZM101 185H103V184H100V186H101ZM5 186H6V185H5ZM24 186L26 187V185H24ZM34 186H35V185H33L32 187H34ZM40 186L45 187V188L48 187V186L46 187V184H45V186H43V185H40ZM83 186H85V185H83ZM89 186H90V185H89ZM89 186H88V187H89ZM107 186H109V183H108ZM0 187H1V185H0ZM14 187H15V186H14ZM14 187L12 186L11 188L13 189ZM29 187H31V186L29 185ZM29 187L26 188L27 191H28V188H29ZM32 187H31V188H32ZM42 187H40V188H42ZM88 187L86 186L85 188H88ZM94 187H95V185H94ZM97 187H98V186H97ZM97 187H96V188H97ZM104 187H106V185L103 186V190L105 189ZM2 188H4V186H3ZM7 188H8V187H7ZM11 188H10V189H11ZM15 188H16V187H15ZM18 188H19V187H18ZM31 188H30V189H31ZM37 188H38V187H36V190H37ZM40 188H39V189H40ZM45 188H44V189H45ZM48 188H49V187H48ZM50 188H51V187H50ZM50 188H49V189H50ZM109 188H111V187H109ZM109 188H107L108 191L110 190ZM0 189H1V188H0ZM10 189H9V190L7 189V190L10 191ZM12 189H11V192H12ZM16 189H17V188H16ZM16 189H14V192H15ZM33 189H34V188H33ZM44 189L42 188V189L40 190V192L44 191ZM83 189H84V188H83ZM98 189H100V187H99ZM107 189H105L104 192H106ZM18 190H19V189H18ZM18 190H16V192H17ZM85 190H86V189H85ZM88 190H89V189H88ZM88 190H86L87 193H88ZM90 190H91L92 192H93V190H96V191H97V189H95V188L93 189V188H91V187H90ZM90 190H89V191H90ZM4 191H6V187H5V189L3 190V192H1V193L4 194ZM38 191H39V190H38ZM38 191H36V192L38 193ZM46 191H47V190H46ZM51 191H52V192H51ZM81 191H82V190H80V192H81ZM91 191H90V192H91ZM98 191H101V189L98 190ZM11 192H10V194L13 193V192H12V193H11ZM16 192H15V193H16ZM19 192H21V191H19ZM23 192L26 193V191H25V190H24V191L22 190V193H21L22 195L25 196L26 194H24ZM32 192H33V191H32V189H31V192L29 191V193H30L29 198H30V196H31V197H33V198L35 199L34 194H35V196H36L37 193H34L33 196H32V194H31ZM34 192H35V190H34ZM40 192H39V195H40ZM90 192H89V193H90ZM94 192H95V191H94ZM94 192H93V193H94ZM104 192L102 193L103 195L100 193L102 196H99V198H100V197H103V196H104V198H105V197H106L105 195L108 196V194H109V197H110V193H107V194H106V193H104ZM109 192H111V190H110ZM115 192H116V191H115ZM1 193H0V194H1ZM7 193H9V192H7ZM29 193H28V194H29ZM82 193L85 194V191H84V192L82 191ZM93 193H92V195H93ZM96 193L98 194V192H96ZM117 193H118V192H117ZM3 194H1L2 197H3ZM13 194H14V193H13ZM42 194H43V193H42ZM4 195H6V194H4ZM39 195H38V196H39ZM67 195H68V194H67ZM95 195H96V194H95ZM112 195L115 196L114 193H113ZM112 195H111V197H112ZM16 196L18 197L19 194L17 195V193H16ZM16 196H15V194H14L15 199H17ZM20 196H21V195H20ZM24 196H21V197H24ZM97 196H98V195H97ZM97 196H96V197H97ZM11 197H12V198H11ZM27 197H28V196H27ZM45 197H48V196H47V195L45 196V194H44V197H42L43 199L41 200L40 197H39V199H35V200H37V201H35V200H33V199L31 198V199L33 200L32 203L34 204L35 202H38V200H39V201H45L46 199L48 200V198H46V199L44 200ZM70 197H71V199H70ZM88 197H89V200H90V198L95 199L94 196H93L94 198L91 197V193L88 194V196H86V198H88ZM109 197H107V198L109 199ZM111 197H110V198H111ZM115 197H116V196H115ZM3 198H4V197H3ZM3 198H2L1 200H4ZM6 198H7V196H6ZM10 198H11L12 200L14 199L12 195H10ZM24 198H25V197H24ZM29 198H28V199L26 198V201H25V199H24V200L21 199L20 201H16L15 199H14V201H12V200L9 199V202L12 201V202L14 203V202L16 201V202H18L19 205H20V204H21L20 202H21L22 200L25 201V202H27V200H29ZM36 198H38V197L36 196ZM61 198H60V199H61ZM83 198H82V200H83ZM113 198H114V197H113ZM18 199H20V198H18ZM18 199H17V200H18ZM67 199H66V200H67ZM97 199H98V198H96V201H97ZM115 199H116V200H115ZM117 199H118L117 197L114 198V201L116 202ZM32 200H29V201L31 202ZM47 200H46V201H47ZM69 200H68V202H69ZM80 200H81V199H80ZM82 200H81V201H82ZM101 200H102V198H101ZM119 200H120V198H119ZM23 201H22V202H23ZM34 201H35V202H34ZM61 201H62V200H61ZM86 201H88V200L86 199ZM90 201H91V200H90ZM90 201H89V202H90ZM103 201H104V202H105V201L107 202V199H106V200L103 199L100 203H102ZM109 201H110V200H109ZM112 201H113V199H111L110 202H112ZM121 201H122V200H121ZM52 202H53V201H52ZM82 202H84V201H82ZM82 202H80V204H82ZM89 202H86V204L89 205V204L91 203V202H90V203H89ZM93 202H95V201L93 200ZM104 202H103V203H104ZM115 202H113V203H115ZM1 203H2V202H0V205H1ZM45 203H46V202H45ZM100 203L98 202V204H97V202H95L94 205L97 204V206L99 205V206L101 207L102 205H100ZM107 203H108V202H107ZM113 203H111V204H113ZM5 204H6V203H4V204H2V205L5 206ZM14 204H15V206H16L17 203H14ZM23 204H25V203L23 202ZM23 204L21 205L22 207L24 206ZM28 204H30V203H28ZM33 204L30 205V208H29V206H28L27 203H26V205L28 206V208L31 210L30 213H32V212H33L32 209H33L34 207H36V209L34 208V209H35L34 211H36V210L38 209V210H37V213L40 212V214H42V212H41L42 207H41V208H39V207L37 208V203H36V206L33 205ZM42 204H44V203L41 202V205H42ZM49 204H48V205H49ZM86 204H85V207H87ZM104 204H106V203H104ZM116 204H119V203L116 202ZM10 205H12V207H13V204H12V203H10ZM10 205H9V203H8V206H10ZM26 205H25L24 207H26V209H27V206H26ZM41 205H40V203H39V206H41ZM92 205H93V204H92ZM92 205H91V206H92ZM106 205H107V204H106ZM108 205H109V204H108ZM8 206H6L7 209H8ZM15 206H14V208L9 207V208H10V211H11V208H12L13 211H14V210L16 209ZM21 206H19V207L21 208ZM31 206H34V207L31 208ZM42 206H43V207L45 206V207L48 208V206H47L46 204H45V205H42ZM62 206H63V205H62ZM97 206H94V207H93L94 210H93L92 207H90V208L93 210V212H92L93 214H94L95 209H96V211H98L97 208L99 209V206H98V207H97ZM113 206H114V205H113ZM6 207H5V209H6ZM17 207H18V205H17ZM19 207H18V211H21V210H19V209H20ZM24 207H23V208H24ZM79 207H80V208H79ZM95 207H97V208H95ZM104 207H106V206H104ZM109 207H111V206H109ZM109 207H107L106 210H105V209H103V206H102V209H101L102 212H103V210H105V213H106ZM115 207L118 208V205H117V206L115 205ZM87 208H89V207H87ZM87 208H86V209H87ZM90 208H89V211L91 210ZM111 208H112V207H111ZM111 208L109 209L110 211H111ZM0 209H1V206H0ZM2 209L5 210L4 208H2ZM26 209H25V210H26ZM29 209H28V210H29ZM39 209H41V210H39ZM44 209H45V208H44ZM86 209L84 208L83 210H86ZM119 209H120V207H119ZM28 210H27V211H28ZM80 210H79V211H80ZM92 210H91V211H92ZM101 210L99 209V211H101ZM0 211H2V210H0ZM16 211H17V210H16ZM79 211H78V212H79ZM112 211H113V210H112ZM120 211H121V210H120ZM2 212H3V211H2ZM8 212H9V211H8ZM21 212H23V214H24V212H25V213H26V214H25L26 216L28 215L27 212L24 211V209H22ZM21 212H20V214L22 215ZM43 212H44V211H43ZM86 212H87V211H86ZM102 212H101V213H102ZM108 212H109V211H108ZM108 212H107V214H106V217L109 215ZM117 212H118V210H117ZM10 213H15V212H10ZM16 213H17V212H16ZM33 213H34V212H33ZM37 213H36V214H37ZM103 213H104V212H103ZM109 213H112V212H109ZM113 213H114V211H113ZM120 213H121V212H120ZM5 214H7V213L5 212ZM20 214H18V215H20ZM36 214H35V215H36ZM38 214H39V213H38ZM95 214H97V213H95ZM1 215H2V214H1ZM3 215H4V214H3ZM16 215H17V214H16ZM16 215H14V216H15L17 219H14V221H15V220L18 221V217H19V216L17 217ZM21 215H20V216H21ZM35 215H34V216H35ZM101 215L103 216V214H101ZM112 215H113V214H112ZM114 215H116V214H114ZM6 216H7V215H6ZM26 216H25V217H26ZM28 216H30V218H28ZM28 216L25 218V220H26L27 218H28V219H31V217L33 216V214H32V215L30 214V215H28ZM34 216H33V219H34ZM38 216H39V215H38ZM104 216H105V214H104ZM104 216H103V218H104ZM109 216H110V215H109ZM109 216H108V218H105V219L102 218V221H103V220H106V219H109ZM116 216H118V215H116ZM116 216H113V219H112V220H116V219H117L118 222L122 223V222H121L122 220H121V219H118V217H116ZM11 217H12V216L10 215V218H11ZM15 217H14V218H15ZM78 217H79V218H78ZM84 217H85V218H84ZM114 217H115V219H114ZM121 217H122V214H121ZM121 217H119V218H121ZM123 217H124V216H123ZM123 217H122V218H123ZM3 218L5 219V217H3ZM8 218H9V217H8ZM10 218H9V219H10ZM12 218H13V217H12ZM22 218H24V215H23V217H21V219L19 218V220H23ZM39 218H40V217H39ZM76 218L79 219V220L81 221V223H80L81 226H80V224L78 223L79 220L76 221ZM9 219H8V221H9ZM33 219H32V220H33ZM35 219H36V218H35ZM0 220H1V219H0ZM5 220H6V219H5ZM10 220H12V219H10ZM110 220H111V216H110ZM112 220H111V221H112ZM119 220H121V221H119ZM3 221H4V220H2V223H3ZM14 221H12V223H13ZM17 221H16V222H17ZM28 221H30V220H28ZM28 221H27V222H28ZM33 221H34V220H33ZM33 221H31V222H33ZM96 221H97V220H96ZM108 221H109V220H108ZM108 221H105V222H108ZM111 221H110V222H111ZM20 222H21V221H20ZM23 222H25V221L23 220ZM34 222H35V221H34ZM97 222H99V221H97ZM103 222H104V221H103ZM7 223H8V222H7ZM21 223H22V222H21ZM21 223H20V224H21ZM29 223H30V222H28V224H29ZM95 223H96V224H95ZM112 223H113V224H118L116 221H115V223L112 221ZM120 223H119V225H117V226H115V227L120 226ZM15 224H16V223H14V226H13V227L17 226V225H15ZM17 224H18V223H17ZM20 224H18V225L20 226ZM25 224H26V223H25ZM28 224H27L26 226H29ZM33 224H34V228H35L36 231H34V230L32 229V232H33V231H34V232H37V230H38L39 233H41V234H43V232H45L43 229H41V230H43V232H42V231L40 232V227H39V226L41 225V221H40L39 225H38V222H35V223H33ZM33 224L31 223L32 227H33ZM35 224L39 227V229H37V228L35 227V226H36ZM101 224H102V223H101ZM108 224H109V223H108ZM0 225H2V224H0ZM9 225H10V224H9ZM9 225H8V226H9ZM12 225H13V224H12ZM31 225H30L29 227H27V228L29 229V228L31 227ZM95 225H96V227H95ZM99 225H100V224H99ZM102 225H103V226H102ZM102 225H101V226H102L103 228H105L106 230H108V229L110 228V226H111V224H110L109 227H108V226L106 225V223H105V225H104V224H102ZM122 225H123V224H122ZM122 225H121V226H122ZM2 226H3V225H2ZM6 226H7V225H6ZM8 226H7V227H8ZM21 226H24V225L22 224ZM78 226L81 227V228L79 229ZM101 226H99V227H101ZM124 226H125V225H124ZM4 227H5V226H4ZM76 227H77V229H76ZM111 227H112V226H111ZM115 227H114V228H115ZM122 227H123V226H122ZM0 228H1V227H0ZM9 228H11V227L9 226ZM19 228H20V227H19ZM19 228H18V229H17V228H15V229L13 228V229L15 230V233H16L17 230H19ZM21 228H22V227H21ZM59 228H60V229H59ZM118 228H119V227H118ZM120 228H121V227H120ZM120 228H119V229H120ZM124 228H125V227H124ZM124 228H123V229H124ZM6 229H7V228H6ZM6 229H5V230H6ZM13 229H11V230H13ZM22 229H24L25 231L27 230V229H25L24 227H23ZM71 229H73V230H71ZM81 229H82V232H83V234H82V239H83L84 243H86V246H85L84 243L81 245V243H82L83 241H80V242H78V244H77V241H78V240H75V239H77L78 236L75 237L76 235H73L74 233H75V234H78V232H75V230H77V231L79 230V235L81 236V234H80V230H81ZM119 229H117L116 232H117ZM121 229H122V228H121ZM121 229H120V230H121ZM123 229H122V230H123ZM20 230H21V229H20ZM106 230H105V231H106ZM122 230H121V231H122ZM30 231H31V228H30ZM46 231H47V230H46ZM99 231H100V232H99ZM3 232H4V230H2V233H1V231H0L1 234H4ZM5 232H6V231H5ZM10 232H12V231H10ZM20 232H21V231H19V233H20ZM27 232H28V231H27ZM49 232H47L49 235H48L47 233H45V237H46L47 235L50 237V233H49ZM111 232H112V230H111ZM123 232H124V231H123ZM6 233H8V231H7ZM13 233H14V231L12 232V234H13ZM15 233H14L13 235L18 236V235H17V234H18V231H17V234H15ZM25 233H26V232H25ZM25 233H24L23 239H25L26 236H28V234H25ZM117 233H119V232H117ZM117 233H116V234H117ZM21 234H22V233H21ZM30 234H31V232H30ZM32 234H33V233H32ZM41 234H38V233H37L36 235L41 236ZM111 234H112V233H111ZM120 234H121V233H119L118 235H120ZM124 234H125V233H124ZM4 235H6V234H4ZM8 235H10V233L7 234V236H8ZM13 235H10V236L13 237ZM34 235H35V234H34ZM36 235H35L36 238H35V237H33V238L37 239V236H36ZM122 235H123V234H121V236H122ZM0 236H1V235H0ZM32 236H33V235H32ZM43 236H44V234H43ZM48 236H47V237H48ZM80 236H79V237H80ZM106 236H107V233H106ZM123 236L125 237V236H127V235H123ZM1 237H2V236H1ZM4 237H5V236H3V238H4ZM8 237H9V236H8ZM18 237H21V238H22V235H21V236H18ZM29 237L31 238L30 235L28 236V239H29ZM41 237H42V236H41ZM41 237H40V238H41ZM6 238H7V237H6ZM15 238H17V237H15ZM42 238H43V237H42ZM50 238H51V237H50ZM101 238H102V237H101ZM115 238H116V237H115ZM117 238H118V237H117ZM1 239H2V238H0V242L3 243V241H4L5 239H3V241H1ZM7 239H8V238H7ZM10 239H11V238H10ZM13 239H14V237H13ZM23 239H22V240H23ZM26 239H27V238H26ZM31 239H32V238H31ZM31 239H30L29 241H30V242H33ZM35 239H34V240H35ZM45 239H46V238H45ZM45 239H44V241H40V239H39L38 241H40L41 243H39L37 240H35V241H37V242H35V241H34V242L37 243V244L39 243V245H40V244L42 245L43 242H44L45 244H47L46 241H45ZM60 239H59V240H60ZM122 239H123V238H121V240H122ZM126 239H127V237H126ZM126 239H124V240H126ZM17 240H19V238H18ZM17 240L15 239V241H17ZM22 240L19 241V242H23ZM48 240H49V238H48ZM55 240H54V241H55ZM117 240H118V239H117ZM121 240H120V241H121ZM124 240H122V241H124ZM127 240H128V239H127ZM6 241H8V240H6ZM49 241H51V240H49ZM54 241H52V242H54ZM57 241H58V240H57ZM114 241H115V240H114ZM120 241H119V242H120ZM4 242H5V241H4ZM25 242H26V240H25ZM25 242H23L22 244L24 245ZM30 242L25 243V244H29ZM52 242H51L50 244H47V245H49V246H47V245H46V246L43 245V246L47 247V249H46L47 252H48V247H50V245H52L51 247H53V249H54V247L56 246V244H55V246H53ZM108 242H109V241H108ZM119 242L117 241L118 244H119ZM125 242H126V241H125ZM127 242H128V241H127ZM8 243H9V241H8ZM11 243H13V242H11ZM17 243H18V241H17L16 243H13V244L17 247V245H16ZM48 243H49V242H48ZM58 243L61 245L60 241H58ZM58 243H57V245H58ZM106 243H107V239H106ZM18 244H19V246H20L21 243H18ZM31 244H32V243H31ZM37 244H36V245H37ZM2 245H3V244H2ZM4 245H5V244H4ZM7 245H8V244H7ZM14 245H13V246H14ZM36 245H35V246H36ZM39 245H37L38 248H40ZM41 245H40V246H41ZM109 245H110V244H109ZM109 245L107 244L106 247L109 246ZM116 245H117V244H116ZM123 245H124V244H123ZM141 245H142V244H141ZM0 246H1V244H0ZM21 246H22V245H21ZM27 246H28V245H27ZM33 246H34V243H33ZM58 246H59V245H58ZM80 246H83V247H80ZM124 246H125V245H124ZM126 246H127V245H126ZM131 246H132V245H131ZM2 247H5V246H2ZM6 247H7V248H6ZM6 247H5L6 251H9V250H8V247L11 248L12 246H6ZM25 247H26V245H24V247L22 246V248H25ZM51 247H50V248H51ZM61 247H60L59 249L57 248L58 251H59L60 253H62V252L60 251V250H61ZM128 247H129V246H128ZM132 247H133V246H132ZM10 248H9V249H10ZM28 248H29V250H27V251H28V253H29L30 251L32 252L36 247H34V249L32 248V250H30V247H28ZM28 248L26 247V249H28ZM41 248H42V247H41ZM55 248H56V247H55ZM118 248H119V247H118ZM124 248H126V247H124ZM0 249L5 250L4 248H1V247H0ZM17 249H19V248H17ZM20 249H21V248H20ZM20 249H19V250H20ZM26 249H25V250H26ZM112 249H113V248H112ZM120 249H121V248H120ZM120 249H119V250H120ZM126 249H127V248H126ZM134 249H136V248L134 247ZM10 250H12V252L14 251L13 249H10ZM15 250H16V248H15ZM19 250H18V252H19ZM37 250H38V249H36V251H37ZM39 250H40V249H39ZM42 250H43V251H42ZM42 250H40L39 252L42 251V253H44V251H46L45 248L42 249ZM63 250H64V251H63ZM123 250H124V249H123ZM129 250H130V249H127V252H126V250H125L126 254L129 253V252H128ZM144 250H145V249H144ZM20 251H21V250H20ZM52 251H53V250H52ZM52 251H51V252H52ZM54 251L56 252L55 249H54ZM88 251H89V254L86 253V252H88ZM115 251H116V246H115ZM121 251H122V250H121ZM121 251H120V252H121ZM135 251H136V250H135ZM137 251H138V248H137ZM23 252H24V250H23ZM31 252H30V253H31ZM33 252H35V251H33ZM37 252H38V251H37ZM39 252L36 254V256L39 257V259H40V256H38ZM51 252H50V253H51ZM90 252H91L92 254H91ZM122 252H123V251H122ZM131 252H132V250H131ZM138 252H139V251H138ZM138 252H137V253H138ZM142 252H144V251L142 250ZM162 252H163V251H162ZM201 252H202V251H201ZM201 252H200V253H201ZM209 252H210V251H209ZM15 253H17V252L15 251ZM21 253H22V252H20V254H21ZM28 253H27V254H28ZM42 253L39 254V255H43ZM56 253H57V252H56ZM64 253H63V254H64ZM73 253H72V254H73ZM85 253H86V254H85ZM133 253H134V252H133ZM137 253H134V255H136ZM198 253H199V252H198ZM10 254H11V253H10ZM17 254H19V253H17ZM17 254H16V256H17ZM24 254L26 255V253H22V255H24ZM33 254H34V253H33ZM33 254H32V255L29 254V255H28V256H29L28 258H31V257L33 256V259H34V256H35V255H33ZM48 254H49V252H48ZM63 254H62V255H63ZM70 254H71V253H70ZM129 254H130V253H129ZM201 254H202V253H201ZM204 254H205V253H204ZM12 255H13V254H12ZM14 255H15V254H14ZM52 255H54V257H55L56 259H57V258L60 259V254L58 255L59 257H58L57 255H55V253L52 254ZM67 255H63V256H67ZM119 255H120V254H119ZM119 255H118V256H119ZM127 255H128V254H127ZM19 256H20V255H19ZM19 256H18V258H19ZM30 256H31V257H30ZM36 256H35V257H36ZM43 256H44V255H43ZM43 256L41 257L42 259H43ZM46 256H47V254H46ZM50 256H51V255H50ZM50 256H48V257H50ZM56 256H57V257H56ZM68 256H69V258H70V255H68ZM68 256H67V257H68ZM112 256H113V258H114V255H112ZM128 256H129V255H128ZM137 256H138V255H137ZM137 256H136V257H137ZM143 256H146V257H147V255H143ZM143 256H142V257H143ZM26 257H27V255H26ZM26 257H25V258H26ZM67 257H65V258H67ZM73 257H74V258H73ZM93 257L91 258V259H92L91 261H93ZM121 257H122V256H121ZM126 257H127V256H126ZM126 257H124V258H126ZM129 257H130V256H129ZM142 257L140 256V258H142ZM146 257H145V258H146ZM20 258H24V257L20 256ZM25 258L23 259L24 262L27 261V260H29V259H27V258H26L27 260H25ZM44 258H45V257H44ZM51 258H53V257H51ZM51 258H49L50 260H46V259H45V260H46L47 262L50 261V262H49V264H50V263H51V260H55V259H51ZM69 258H68V259H69ZM95 258H94V259H95ZM113 258H112V262L114 261ZM117 258H120V257H116V260H117ZM138 258H139V256H138ZM143 258H144V257H143ZM143 258H142V259H143ZM145 258H144V261H145ZM173 258H174V257H173ZM195 258H196V256H195ZM39 259H37V258L34 259V260H38V261H36L37 264H39V263H38V262H39ZM42 259H41V260H42ZM59 259H58V260H59ZM75 259H77V258H75ZM227 259H228V258H227ZM120 260H122V261L120 262V264L123 263V259L120 258ZM120 260H119V261H120ZM124 260H125L124 262H126V259H124ZM132 260H133V259H132ZM132 260H131V258H129L127 262H129L130 264H133V263H134V262H133L134 260H133V261H132ZM147 260H148V258L146 259V261H147ZM30 261H31V259H30ZM30 261H29V262L27 261V262L30 264V263H31ZM43 261H44V260H43ZM55 261H56L57 263L59 262V264H62V263H60V261H57V260H55ZM55 261H54V262L52 261V262L55 264V263H56ZM63 261H64V260H62V262H63ZM68 261H70V259H69ZM73 261H74V260H73ZM79 261H76V262H79ZM84 261H83V262H84ZM119 261H118L117 264H119ZM135 261H137V260H135ZM146 261H145V262H146ZM195 261H196V260H195ZM210 261H211L210 257H209V258L207 257V258L205 259V262H206L207 264H209ZM227 261H228V260H227ZM40 262H41V261H40ZM64 262H66V261H64ZM71 262H72V261H71ZM83 262H82V263H83ZM89 262H90V259H89ZM89 262H87V263L90 264ZM116 262H117V261H116ZM140 262H141V261H140ZM148 262H149V260H148ZM238 262H239V261H238ZM32 263L34 264L33 260H32ZM57 263H56V264H57ZM67 263H68V262H67ZM73 263H74V264H77V263H75V262H73ZM82 263H81V264H82ZM87 263H86V264H87ZM114 263H115V261H114ZM129 263H128V264H129ZM150 263H151V262H150ZM150 263H149V264H150ZM236 263H237V262H236ZM242 263H243V262H242ZM41 264H42V262H41ZM44 264H45V263H44ZM46 264H47V263H46ZM51 264H52V263H51ZM78 264H79V263H78ZM83 264H84V263H83ZM115 264H116V263H115ZM126 264H127V263H126ZM135 264H138V263H135ZM141 264H143V262H142ZM145 264H147V263H145ZM177 264H179V262H178ZM196 264H198V262H197ZM200 264H201V263H200Z\"/></svg>","mask_w":264,"mask_h":264}]
</instances>
